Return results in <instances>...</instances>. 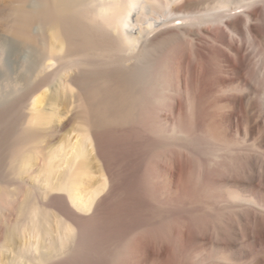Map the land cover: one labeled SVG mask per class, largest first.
Masks as SVG:
<instances>
[{
	"label": "bare ground",
	"instance_id": "1",
	"mask_svg": "<svg viewBox=\"0 0 264 264\" xmlns=\"http://www.w3.org/2000/svg\"><path fill=\"white\" fill-rule=\"evenodd\" d=\"M0 14V264H264V0Z\"/></svg>",
	"mask_w": 264,
	"mask_h": 264
},
{
	"label": "rangeland",
	"instance_id": "2",
	"mask_svg": "<svg viewBox=\"0 0 264 264\" xmlns=\"http://www.w3.org/2000/svg\"><path fill=\"white\" fill-rule=\"evenodd\" d=\"M2 16V14H0V17ZM1 22H2V20H0V24H1ZM23 91H19L16 95H15V98H16V101L18 102H16L17 103V106H19L20 108L19 109H21L23 106H24V101L23 100H21V95L23 94L22 93ZM18 97V98H17ZM20 97V98H19ZM6 132V130L4 131V133ZM2 134L0 137H1V140H0V143H1V147H0V149L2 148V150H0L1 152H0V155H3V156H0V158H2V159H0L1 161H2V163H1V161H0V163H1V165H3V167H4V164L6 163V156H5V152H7V147H8V133L6 132L5 134H6V136H5V134ZM7 137V138H6ZM7 155V154H6ZM5 157V158H4ZM7 173V176L9 175L8 173L9 172H6Z\"/></svg>",
	"mask_w": 264,
	"mask_h": 264
}]
</instances>
